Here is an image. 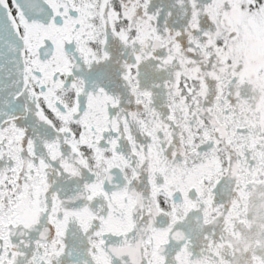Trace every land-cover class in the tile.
<instances>
[{
	"label": "snow or ice",
	"instance_id": "obj_1",
	"mask_svg": "<svg viewBox=\"0 0 264 264\" xmlns=\"http://www.w3.org/2000/svg\"><path fill=\"white\" fill-rule=\"evenodd\" d=\"M0 264H264V0H0Z\"/></svg>",
	"mask_w": 264,
	"mask_h": 264
}]
</instances>
